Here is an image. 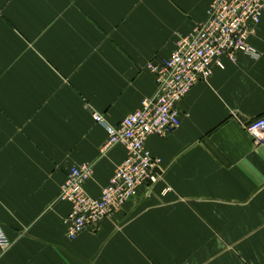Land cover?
I'll return each instance as SVG.
<instances>
[{"label": "crops", "instance_id": "obj_1", "mask_svg": "<svg viewBox=\"0 0 264 264\" xmlns=\"http://www.w3.org/2000/svg\"><path fill=\"white\" fill-rule=\"evenodd\" d=\"M212 0H0V264H264V12L256 56L221 58L179 103L180 126L146 148L159 180L121 212L66 237L72 167L99 198L126 152L108 134L155 95L148 66L205 21Z\"/></svg>", "mask_w": 264, "mask_h": 264}, {"label": "built area", "instance_id": "obj_2", "mask_svg": "<svg viewBox=\"0 0 264 264\" xmlns=\"http://www.w3.org/2000/svg\"><path fill=\"white\" fill-rule=\"evenodd\" d=\"M263 12L264 0H212L205 21L178 40L175 52L167 60L148 66L156 84L152 98L144 99L139 109L116 127L107 125L103 116L92 114L108 134L101 152L121 146L126 156L97 199L89 197L84 189L92 178V166L83 164L70 169L59 194V201L70 205L63 220L69 240L112 218L137 197L141 188L147 192L159 180L156 168L160 160L146 148L147 139L164 138L180 126L179 103L197 82L210 78L212 66L223 69L221 58L234 61L237 54L256 56L248 40ZM244 129L255 144H264V117L250 121ZM8 247L0 225V249L6 251Z\"/></svg>", "mask_w": 264, "mask_h": 264}]
</instances>
